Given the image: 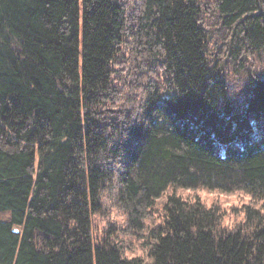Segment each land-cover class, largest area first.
<instances>
[{
  "label": "trees",
  "instance_id": "obj_1",
  "mask_svg": "<svg viewBox=\"0 0 264 264\" xmlns=\"http://www.w3.org/2000/svg\"><path fill=\"white\" fill-rule=\"evenodd\" d=\"M220 31L264 53V0H0V264H129L146 216L156 264H264V209L178 194L264 198V65L230 88Z\"/></svg>",
  "mask_w": 264,
  "mask_h": 264
},
{
  "label": "rangeland",
  "instance_id": "obj_2",
  "mask_svg": "<svg viewBox=\"0 0 264 264\" xmlns=\"http://www.w3.org/2000/svg\"><path fill=\"white\" fill-rule=\"evenodd\" d=\"M227 40L228 39L225 36V33L223 31H220L219 33L214 34V38H213L212 43L217 45V48L214 50H211V49H209V50H211L214 62H219L221 60L224 62V69L222 70L223 74L221 76H224V77L226 76V72H228L230 66H232V67L237 66V64H239V63H241L243 65L242 70L246 74H243V71H242V73H237V77L242 78L243 80L241 82L237 78H230L228 80V84L229 83L231 84L230 88L241 89V87H242L241 84H243L244 80H245V82H244V84H245L247 81H250L251 78H254V77L256 78V75H258L257 72H259L263 69V66L261 64L264 65V63L261 61H264V53H259V54L256 53L253 55L243 56L240 60L241 62H237V63L228 62V61H226L227 58H225L223 56V54L225 53V48H226L224 42H226ZM131 47H132V50L135 52V48H136L135 42H133L131 44ZM134 58H135V60L141 59L140 56L138 55V52L137 53L135 52ZM142 60L143 59H141L140 61H142ZM256 62H259V63H256ZM135 64H136V62H135ZM140 64H142V62H140ZM132 66H133L132 63L124 65L123 70L120 74V81L124 82L130 86L134 85V87H135V85L137 83V79L141 76H144L145 73H140V74L133 73L132 72ZM251 68H253V71L251 70ZM261 72H259V73H261ZM132 82H133V84H132ZM120 86H123V84H119V87ZM126 93L127 92L124 91V87H121L120 89H118V96L119 97L125 98ZM137 112H138V110L134 111L133 115L137 116L136 115ZM135 116L132 117L134 120H135ZM121 119H124L123 116H121ZM133 119H131V120H133ZM136 119H137V117H136ZM253 134H254V137L256 138V140H258L259 137L261 136L257 130L253 131ZM178 194L183 196V197H189L192 199L195 197H198L200 199L201 203H203L207 207L211 206L214 202H218V204L221 206V208H224V210H226L230 207L240 208L242 206L239 203H237L235 206L233 205L232 197L236 196L237 193H225V192H221V191H217V190H206V189L198 188L195 190H179ZM115 201L116 200L114 198H110V204H114ZM120 214H121V211H120L119 207L117 205L112 206V210L110 211V213L108 215L109 216V219H108L109 222L106 221L104 218H101V221H103L104 223H102L101 225L99 224V225L100 226H107L108 224L113 225L114 224L113 221L116 220L117 222H121V223L123 222L122 223L123 225L121 224V227L124 226L125 221H121L119 219H116V217ZM118 227H120V226H118Z\"/></svg>",
  "mask_w": 264,
  "mask_h": 264
},
{
  "label": "clouds",
  "instance_id": "obj_3",
  "mask_svg": "<svg viewBox=\"0 0 264 264\" xmlns=\"http://www.w3.org/2000/svg\"><path fill=\"white\" fill-rule=\"evenodd\" d=\"M101 199H105L101 197ZM163 199V198H162ZM233 205L235 206L237 203L243 205L248 204L250 207H255L258 209H264V198L257 197L254 193L240 191L237 192L236 196L232 197ZM121 221H127L126 214L121 213L116 217ZM245 220V215L243 211H240L238 215L233 216L231 214L222 215L219 221V225L222 228L226 229H235L240 224H242ZM154 218L151 216H146L143 218L144 229L141 235L145 237V240H140L139 238L135 242L130 241V247L128 253L126 255V259L129 264H132L133 261L138 260L140 264H156V257L152 253L151 247H146L145 243L147 237L151 233V229L153 227Z\"/></svg>",
  "mask_w": 264,
  "mask_h": 264
},
{
  "label": "water",
  "instance_id": "obj_4",
  "mask_svg": "<svg viewBox=\"0 0 264 264\" xmlns=\"http://www.w3.org/2000/svg\"><path fill=\"white\" fill-rule=\"evenodd\" d=\"M14 231H16V230H14Z\"/></svg>",
  "mask_w": 264,
  "mask_h": 264
}]
</instances>
